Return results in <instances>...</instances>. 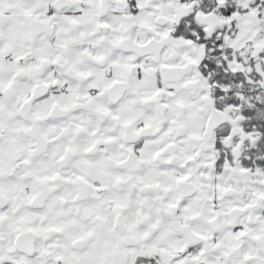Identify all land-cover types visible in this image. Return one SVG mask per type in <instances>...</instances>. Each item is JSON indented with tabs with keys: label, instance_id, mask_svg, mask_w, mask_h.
Segmentation results:
<instances>
[{
	"label": "snow or ice",
	"instance_id": "6c2138e0",
	"mask_svg": "<svg viewBox=\"0 0 264 264\" xmlns=\"http://www.w3.org/2000/svg\"><path fill=\"white\" fill-rule=\"evenodd\" d=\"M0 264H264V0H0Z\"/></svg>",
	"mask_w": 264,
	"mask_h": 264
}]
</instances>
